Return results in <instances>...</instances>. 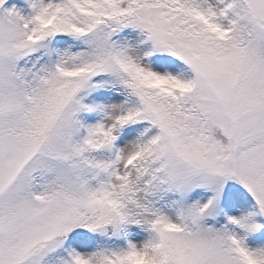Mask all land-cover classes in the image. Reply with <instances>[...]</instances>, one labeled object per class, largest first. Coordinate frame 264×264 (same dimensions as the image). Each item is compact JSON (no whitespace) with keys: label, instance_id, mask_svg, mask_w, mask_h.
I'll return each mask as SVG.
<instances>
[{"label":"snow or ice","instance_id":"1","mask_svg":"<svg viewBox=\"0 0 264 264\" xmlns=\"http://www.w3.org/2000/svg\"><path fill=\"white\" fill-rule=\"evenodd\" d=\"M0 264H264V0H0Z\"/></svg>","mask_w":264,"mask_h":264}]
</instances>
